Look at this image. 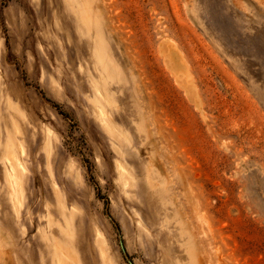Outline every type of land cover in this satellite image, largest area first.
I'll list each match as a JSON object with an SVG mask.
<instances>
[{
	"label": "rangeland",
	"instance_id": "obj_1",
	"mask_svg": "<svg viewBox=\"0 0 264 264\" xmlns=\"http://www.w3.org/2000/svg\"><path fill=\"white\" fill-rule=\"evenodd\" d=\"M0 264H264V0H0Z\"/></svg>",
	"mask_w": 264,
	"mask_h": 264
}]
</instances>
